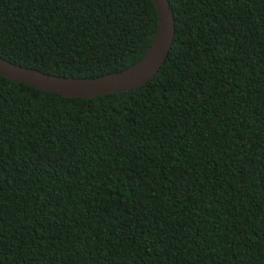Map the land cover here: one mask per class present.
Returning <instances> with one entry per match:
<instances>
[{
    "label": "trees",
    "instance_id": "obj_1",
    "mask_svg": "<svg viewBox=\"0 0 264 264\" xmlns=\"http://www.w3.org/2000/svg\"><path fill=\"white\" fill-rule=\"evenodd\" d=\"M146 83L63 97L0 76V264H264V0H168ZM152 0H0V57L95 78Z\"/></svg>",
    "mask_w": 264,
    "mask_h": 264
},
{
    "label": "water",
    "instance_id": "obj_2",
    "mask_svg": "<svg viewBox=\"0 0 264 264\" xmlns=\"http://www.w3.org/2000/svg\"><path fill=\"white\" fill-rule=\"evenodd\" d=\"M157 12V27L144 55L122 71L95 78L67 77L28 68L0 57V76L63 97L92 98L138 87L159 70L175 34L173 11L168 0H152Z\"/></svg>",
    "mask_w": 264,
    "mask_h": 264
}]
</instances>
